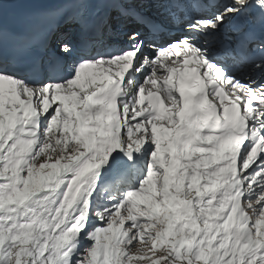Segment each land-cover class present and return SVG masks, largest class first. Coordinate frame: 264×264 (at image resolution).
<instances>
[{
  "label": "snow or ice",
  "instance_id": "obj_1",
  "mask_svg": "<svg viewBox=\"0 0 264 264\" xmlns=\"http://www.w3.org/2000/svg\"><path fill=\"white\" fill-rule=\"evenodd\" d=\"M0 264H264V0H0Z\"/></svg>",
  "mask_w": 264,
  "mask_h": 264
},
{
  "label": "rangeland",
  "instance_id": "obj_2",
  "mask_svg": "<svg viewBox=\"0 0 264 264\" xmlns=\"http://www.w3.org/2000/svg\"><path fill=\"white\" fill-rule=\"evenodd\" d=\"M71 142V141H70Z\"/></svg>",
  "mask_w": 264,
  "mask_h": 264
}]
</instances>
